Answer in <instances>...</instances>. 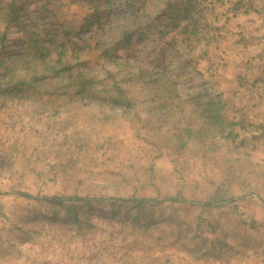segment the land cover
I'll use <instances>...</instances> for the list:
<instances>
[{
  "label": "rangeland",
  "instance_id": "rangeland-1",
  "mask_svg": "<svg viewBox=\"0 0 264 264\" xmlns=\"http://www.w3.org/2000/svg\"><path fill=\"white\" fill-rule=\"evenodd\" d=\"M239 1L0 0V264H264V0ZM73 195L103 201L42 200Z\"/></svg>",
  "mask_w": 264,
  "mask_h": 264
},
{
  "label": "trees",
  "instance_id": "trees-1",
  "mask_svg": "<svg viewBox=\"0 0 264 264\" xmlns=\"http://www.w3.org/2000/svg\"><path fill=\"white\" fill-rule=\"evenodd\" d=\"M239 3H243V8L246 7V5L244 4V2H242L241 0L239 1ZM239 9H237L238 11ZM249 10H245V12H248ZM13 4H11L9 6V13H8V19H12L13 16ZM134 38L133 32H128V31H124L120 34L117 43L120 44L122 42H128L130 40H132ZM60 60V58H59ZM58 60V61H59ZM0 65H1V60H0ZM64 70H59L58 66H54L51 68V72H52V76H55L54 79H59V77H61L64 74H67L70 77L71 83L68 84L71 85L73 88H76L77 90L75 91V95L76 96H81V97H88V96H94V95H98V90L95 86V84L93 83L92 79H87L86 77H84L81 74H78L76 77H74L72 74L70 75L67 72L63 73ZM67 76V77H68ZM39 80H41L40 78H38L36 81L38 82ZM23 197L26 198H30V199H34V200H40L38 197H33L31 195L28 194H22ZM42 200H44L45 202H47L50 205H54V206H60V207H64L65 205L68 204V206H66L67 209V214L65 217V221H73L76 223H79L80 221V217L78 216L80 210L77 209L79 204H85L88 205V207H91L90 205L92 204V202H102L103 200H92L89 198H83L77 195H73V196H54V197H50V198H42ZM112 203L116 204L118 202H122V203H133L136 205V207H141L144 206L146 204H150V206H156V205H160L164 202H177L179 201L177 198H169L165 201H158V200H150V199H140V198H129V199H116V200H110ZM112 204V205H114ZM205 207H211L212 205L210 203L204 204Z\"/></svg>",
  "mask_w": 264,
  "mask_h": 264
}]
</instances>
